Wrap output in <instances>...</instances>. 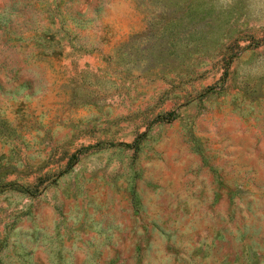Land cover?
<instances>
[{
	"label": "rangeland",
	"instance_id": "374dc122",
	"mask_svg": "<svg viewBox=\"0 0 264 264\" xmlns=\"http://www.w3.org/2000/svg\"><path fill=\"white\" fill-rule=\"evenodd\" d=\"M0 264H264V0H0Z\"/></svg>",
	"mask_w": 264,
	"mask_h": 264
}]
</instances>
